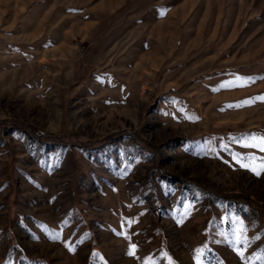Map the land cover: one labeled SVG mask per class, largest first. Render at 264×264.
<instances>
[{
  "label": "rangeland",
  "instance_id": "obj_1",
  "mask_svg": "<svg viewBox=\"0 0 264 264\" xmlns=\"http://www.w3.org/2000/svg\"><path fill=\"white\" fill-rule=\"evenodd\" d=\"M260 96L264 0H0V264H264Z\"/></svg>",
  "mask_w": 264,
  "mask_h": 264
},
{
  "label": "snow or ice",
  "instance_id": "obj_2",
  "mask_svg": "<svg viewBox=\"0 0 264 264\" xmlns=\"http://www.w3.org/2000/svg\"><path fill=\"white\" fill-rule=\"evenodd\" d=\"M163 11L161 12V15H163ZM237 80H242L245 82H251L252 78L250 77H237ZM236 86H244L243 83L241 84H236L234 82H224L220 85V87L227 88V87H236ZM256 99L264 100V96L256 97ZM248 101H246L247 103ZM237 143L241 144V147L243 148H259L260 151L264 152V137H256L255 135H252L250 137H245L243 140L237 141ZM221 147H225L224 145H221ZM233 158L237 160L238 163L241 164V167L245 168H251L253 172L256 173V175H260L261 171H264V157L260 158V163L259 164H250V163H242L240 155L238 153L233 154ZM247 159L251 161H255L256 157L255 156H249ZM135 248L136 245H131L130 246V251L128 252V255L133 256L135 255ZM71 250V249H70ZM239 255L243 256V252L238 253ZM166 255V253H165ZM102 259V257H101Z\"/></svg>",
  "mask_w": 264,
  "mask_h": 264
}]
</instances>
